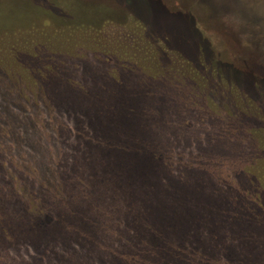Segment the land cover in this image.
I'll use <instances>...</instances> for the list:
<instances>
[{
	"label": "trees",
	"instance_id": "16d2710c",
	"mask_svg": "<svg viewBox=\"0 0 264 264\" xmlns=\"http://www.w3.org/2000/svg\"><path fill=\"white\" fill-rule=\"evenodd\" d=\"M151 1L164 12L168 45L213 58L207 40L194 47L182 34L186 23L200 34L196 16ZM214 65L264 97V78L221 60ZM63 71L44 79L52 130L30 125L9 98L0 107V126L15 140L4 141L0 165L17 154L39 199L31 210L3 175L0 264L10 249L29 256L25 264H264V198L256 195L260 187L264 193L262 147L242 146L248 168L227 176L217 162L241 143L225 142L224 156L213 157L216 140L198 141L196 122L169 129L175 94L155 92L156 84L128 72L103 88L97 73L78 84Z\"/></svg>",
	"mask_w": 264,
	"mask_h": 264
},
{
	"label": "rangeland",
	"instance_id": "374dc122",
	"mask_svg": "<svg viewBox=\"0 0 264 264\" xmlns=\"http://www.w3.org/2000/svg\"><path fill=\"white\" fill-rule=\"evenodd\" d=\"M159 1L171 12L196 16L201 35L187 23L182 34L194 47L207 40L213 58L202 50L179 52L168 45L164 12L151 0H0V107L9 98L11 108L28 114L22 117L31 120L30 125L52 130L54 120L44 118L48 75H58L62 68L67 78L82 84L97 73L105 88L128 72L138 83L156 84L155 92L175 94L178 104L173 105L178 108L168 121L169 129L196 122L198 141L216 140L213 157L224 156L225 142L230 146L234 141L241 143L240 149L256 143L262 147L258 154L264 152V97L239 88L214 65V59L221 60L264 78V0ZM212 125L222 128L205 134ZM6 132L7 125L0 126V150L5 140L15 141ZM244 148L225 153L224 163L223 158L217 162L219 171L231 176L239 168L246 170L248 161L242 156L249 155ZM20 169L17 154L16 159L3 160L0 188L4 175L35 210L39 199ZM257 190L262 203L264 193L261 187ZM4 254L7 264L30 260L14 249Z\"/></svg>",
	"mask_w": 264,
	"mask_h": 264
}]
</instances>
